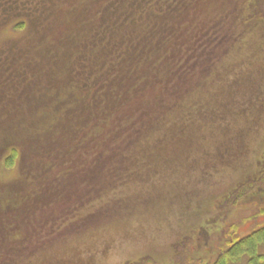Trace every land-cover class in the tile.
Wrapping results in <instances>:
<instances>
[{"label": "rangeland", "instance_id": "obj_1", "mask_svg": "<svg viewBox=\"0 0 264 264\" xmlns=\"http://www.w3.org/2000/svg\"><path fill=\"white\" fill-rule=\"evenodd\" d=\"M68 1L73 3L66 9L74 6L95 30L100 12L113 2ZM175 1L156 0L149 13L150 20L159 14L164 23L188 14L183 45L180 40L169 45L174 52L165 56L161 73L138 75L124 91L104 88L96 111L87 104L86 120L67 121L65 141L35 143L40 133L49 140L57 136L52 125L62 114L48 120L36 110L26 116L3 110L0 264H214L231 242L264 227V0H199L196 23L213 32L205 41L211 46L201 52L199 63L190 60L186 67L181 59L177 67L172 62L180 52L189 56L197 49L195 14ZM4 26L0 59L24 41L11 23ZM60 35L71 53L56 47L61 53L56 65L78 79L72 58L90 37ZM31 52L41 64L27 90L34 94L55 56L29 48L30 67L36 62ZM17 57H9L12 64L4 61L3 68L19 70ZM26 76L19 79L26 82ZM49 99L36 109H52ZM77 111L86 110L81 105ZM256 252L264 256V243ZM228 261L249 264L242 255Z\"/></svg>", "mask_w": 264, "mask_h": 264}, {"label": "trees", "instance_id": "obj_2", "mask_svg": "<svg viewBox=\"0 0 264 264\" xmlns=\"http://www.w3.org/2000/svg\"><path fill=\"white\" fill-rule=\"evenodd\" d=\"M155 1L156 0H113L109 8L100 12L98 30H95L91 28L93 27L92 25H89V23L84 20V18H86L85 15H80L74 6L70 9H66V6L72 5V1L0 0V27H5L4 25L9 27L11 23L14 31L21 32L24 35L23 46L21 48L17 47L18 49L15 48L17 50L15 53L13 52L15 49L7 52L5 57L0 59V67L4 66L5 63L12 64L10 62L11 59L14 60L13 58L18 56L17 58L20 60L18 64L21 67L20 71L22 70L23 74H27L24 79H28L26 82H22L18 79L23 85L17 91L15 87L12 89L14 90L12 91L13 95L9 100L10 105L5 108L8 109L6 112L11 110L10 114H16V111H19L20 114L26 116L29 112L36 110L37 114L41 113L40 116H46L48 120L53 119L52 117L55 114H62L63 116L62 120L52 125V129L56 132L55 134H57V136H53L54 138L48 136L52 138L49 140L40 136L42 133L37 134V139H35L36 145L43 140L49 142L54 140L52 143L56 144L65 141L68 137L63 134L68 131V122L70 119L78 117L86 120L87 115L85 114L88 113V103L93 105L92 110L96 111V105H99L100 92H103L104 88L115 87L118 91H124L126 86H132L138 75H148L149 78L153 75L156 78L157 75L161 73L162 68L165 67L167 63L165 56L170 57L174 52L173 47H169V45L175 46L179 40L183 45L185 34L189 26L185 24V21L188 20V14H185L181 21L179 18L174 17L175 20L173 22L164 23L159 20L161 18L159 14H157V19L150 20L149 13ZM191 1L193 0H178L175 2L177 5L181 2L182 7H180L181 5L179 7L184 8V10L187 6L191 7L195 14L192 29H195L197 32V36L194 40L197 49L194 50L195 53L189 56L181 50L183 54L180 52V55L177 58L175 57L172 62V66L174 67H177L180 59H184L183 64H189L190 60L192 61L191 65L196 61L199 63L201 52L208 49V46H211V40L209 43H205V41L210 39L209 34H213V32L209 31V27L206 29L204 26L200 27L198 22L196 23V11L199 6V0H196L195 3L197 7H194L195 4L190 5ZM177 5L170 7L174 9L178 7ZM168 8L169 7L166 9ZM140 11L143 12V15H140ZM151 23L152 26H150ZM172 23L175 24L174 29L176 30L179 29L181 25L179 31L173 32ZM183 24L185 26H183ZM94 30L96 31L94 33L95 36L91 37L90 33ZM169 30L172 31L170 32ZM66 31H70L74 35L83 34L90 37L86 39L85 44L80 48L84 51L80 55L77 54L72 58L73 63H75V68L77 69L76 73L80 76L78 79L76 74H71L67 77L62 71V68L56 65L63 51L71 53L67 48V42L60 38V33L64 34ZM26 32L31 35L28 37ZM204 33H208L206 34L208 38L204 37ZM25 39H31V41L29 42ZM83 40L84 38L77 39L76 44L80 45ZM67 41L72 43L69 38ZM214 45L215 44H213V46ZM36 47L39 54H41L40 50H42L43 53H53L55 57L50 65L45 66L46 70L49 69L44 72L42 77L38 78L37 84H35L38 91H35L34 94H29L27 90L30 88L28 86L30 85L31 76L34 71L39 72L41 64L39 63V58L31 52L29 54L32 58L36 59V62L33 63L31 67L28 65L27 49ZM56 47L61 48L59 49L61 53ZM176 50H178V46ZM34 53H36V50ZM9 57L11 59H9ZM99 57H101L100 62L104 59L100 68ZM163 63L165 64L163 65ZM70 66L73 67L71 64ZM11 70L13 69L10 68L9 71ZM99 71L101 74L103 71L104 73L100 75ZM28 72H31V74L28 75ZM59 72L65 75L61 77ZM82 73L84 74L82 75L83 78H81ZM176 73L178 72L173 74L176 75ZM160 79V81H163L166 78L163 80L162 78ZM157 80L159 79L157 78ZM169 80L172 81L171 77ZM40 83L42 84L41 88ZM84 83H86L87 88H84ZM147 86H151V84L147 82ZM84 92H87L88 95L90 93V95H86L85 98L84 96L79 97V93L82 94ZM72 96H74V101H71ZM47 98H50L49 100L53 102L51 104L54 107L39 112V109L36 108ZM12 99L14 100L13 103L10 102ZM66 104L70 105L69 109H56V107ZM81 105H83V110L85 108L86 111L82 115H79L77 112L80 111H77V109H80ZM30 106H32L33 109ZM2 109H4V107H2ZM54 109L58 111L54 112ZM3 113L5 114L4 111ZM91 115L90 119H92L95 113ZM80 122V124H82V121ZM174 136L176 138V134ZM162 139L163 137L160 138V141ZM14 152L15 150L11 153L15 154ZM13 154L6 160L7 165L13 162ZM141 159H143V157ZM261 243H264V227L262 230L253 232L244 239L231 242L228 247L229 250L218 257L214 264H227L228 260L235 262L241 255L247 258L249 264H254L256 261H262L261 264H264V256L258 255L256 252L258 244Z\"/></svg>", "mask_w": 264, "mask_h": 264}, {"label": "flooded vegetation", "instance_id": "obj_3", "mask_svg": "<svg viewBox=\"0 0 264 264\" xmlns=\"http://www.w3.org/2000/svg\"><path fill=\"white\" fill-rule=\"evenodd\" d=\"M181 62L183 64V59H181ZM18 69L19 70L13 68V70L9 71L8 68H3V66L0 67V114L1 115L3 113V110L10 105L9 100L13 95L12 91H14L12 89L15 87L17 91L20 88L18 79L19 77H22L23 74L21 73L22 70L20 71V67H18ZM10 102L13 103L14 100L12 99ZM2 107H4V109H2Z\"/></svg>", "mask_w": 264, "mask_h": 264}]
</instances>
